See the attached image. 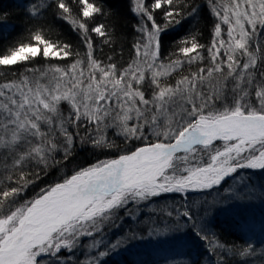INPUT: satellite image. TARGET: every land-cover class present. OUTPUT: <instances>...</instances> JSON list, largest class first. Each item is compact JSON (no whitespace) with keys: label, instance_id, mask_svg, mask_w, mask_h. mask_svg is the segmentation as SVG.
Listing matches in <instances>:
<instances>
[{"label":"snow or ice","instance_id":"snow-or-ice-1","mask_svg":"<svg viewBox=\"0 0 264 264\" xmlns=\"http://www.w3.org/2000/svg\"><path fill=\"white\" fill-rule=\"evenodd\" d=\"M207 3L213 17L207 64L195 34L182 38L184 60L162 59L164 35L195 17L196 6L134 0L137 35L126 67L94 55L92 33L107 36L104 24L90 27L105 14L99 4L42 0L29 7L37 21L34 43L0 55V264H69L83 237L92 238L88 249L104 248L90 264H107L102 258L129 246L155 247L153 240L170 231H186L208 255L225 248L207 221L209 209L189 204L187 194L211 191L241 169L264 171V0ZM49 12L78 34L84 58L12 70L38 56H79L70 44L45 37ZM197 62L195 71L170 82L174 72ZM78 149L96 158L76 163ZM224 191L235 200L264 197L251 185L244 193ZM166 194L185 201L159 209L174 225L149 227L147 236L129 230L106 243V230L119 228L125 217L135 223L140 205ZM250 250L251 244L236 249L241 256Z\"/></svg>","mask_w":264,"mask_h":264},{"label":"trees","instance_id":"trees-1","mask_svg":"<svg viewBox=\"0 0 264 264\" xmlns=\"http://www.w3.org/2000/svg\"><path fill=\"white\" fill-rule=\"evenodd\" d=\"M41 2L42 0H0V55L9 54L16 45L34 43L32 36L35 32L37 21L30 16L28 9L33 4L38 6ZM44 2H50V0H44ZM90 2L99 4L105 13L102 16H96L95 23L91 24L90 27L102 23L105 25L107 32L106 37H99L92 33L95 49L94 55L105 63L109 62L108 57L111 56V62L117 63L118 67L126 66L132 57V44L137 35L134 31V25H136L137 19L130 10L133 7L131 0H90ZM186 2L190 6H196L199 9L198 14L195 17H189L181 25L174 27L164 35L162 39V59H164L165 63L175 59L184 60L185 57L179 52L181 47L186 46L181 42L182 38L195 34L198 42L205 45V49L199 51L205 57L203 64H207L209 57L206 48L210 46L212 40L213 25V17L209 11L210 6L207 0H186ZM72 7L76 9L77 5H72ZM45 11V9H40V12ZM45 20L46 26L43 29L45 37L53 42L70 44L74 53H79V56L69 57L67 61L44 60L38 56L35 60L10 66L12 70L19 73L23 72L26 66L44 68L48 64L63 65L71 63L73 59L84 58L86 50L81 44L78 34L72 30V27L68 23L54 20L50 12ZM105 38L108 39V43L106 44L102 42ZM198 66H201V62L192 65L185 64L183 69L179 71H195ZM178 78L181 77H175V79ZM82 161H86V159L82 158ZM71 167L72 165L68 166L69 172ZM251 172L248 169L238 170L236 174L226 178L218 189L223 190V188L232 184L233 180L243 173L249 175ZM55 176L56 173L53 172L51 176L45 177L44 179L45 181H51ZM191 195L194 194L188 193V197ZM170 197L174 198L177 206L184 204L183 199L175 194L154 197L151 199L150 205L151 208L156 209L155 211L150 209L142 212L138 215L135 223L125 217L124 223L119 228H114L110 231L106 230V234L114 239L123 236L129 230L143 235L148 230V227H142V225H150L154 220V214L164 207L167 198ZM121 214L123 215V213ZM211 228L219 241L225 245V248L216 249L213 255H208L210 264H264V247L261 243L252 241L240 232L236 224L216 219L211 223ZM111 231L112 233L110 234ZM249 244H251V250L248 254L241 256L236 251L237 248L242 250L248 247ZM189 252L187 248L181 249L177 255L189 254ZM221 257H223V260L220 259ZM204 258L203 254L199 252L197 257L192 258L190 264H204ZM154 261L153 256L150 254H135L107 262V264H151ZM70 262L72 264H81L80 261L77 263L74 259Z\"/></svg>","mask_w":264,"mask_h":264},{"label":"rangeland","instance_id":"rangeland-1","mask_svg":"<svg viewBox=\"0 0 264 264\" xmlns=\"http://www.w3.org/2000/svg\"><path fill=\"white\" fill-rule=\"evenodd\" d=\"M131 2L134 7V0H131ZM226 28L227 26L222 25V29L224 30V33H226ZM175 80L177 79L170 80V82L174 84ZM63 107L66 109L67 105H63ZM251 171L252 172L249 175L243 173L238 178L234 179L233 183L223 188V190H219L218 187H214L211 191L189 192L190 194H194V195L188 197L187 194V202L191 204L193 202L200 201L201 212H203L205 208H208L210 214L207 217V221L210 223V225L216 219L226 221L227 223L236 224L237 227L240 229V232L245 234L252 241L261 243V245L264 247V197L254 198L251 200L247 198L243 200H235V199H229V193L224 191V189L235 188L237 191L244 193L247 191L249 185L264 190V171L261 170H251ZM240 177H244L246 179V183H236L235 181ZM167 195H172V194H167ZM175 195H179L183 199V203L185 202L181 194H175ZM150 203L151 200L140 205L139 206L140 212L138 215H140L144 211H148L150 209L153 210V208H151ZM165 206H168L169 210H172V208L176 207L177 204H175L174 198L170 197L167 198L164 207ZM153 219H154L153 220L154 223L152 222L150 225L143 224L142 227H146V226L148 228L159 227L163 229L165 227V222L173 225L175 224L174 217H168L161 211H158L156 214H154ZM147 231L143 233L144 236H147ZM111 233L112 231L110 232V234ZM96 238H99L98 234ZM113 239L114 238L106 234L105 236L106 243L116 240ZM91 240L92 238L90 237L81 238V247L77 249L74 252V254H72L73 255L72 259H74L77 263L78 261H80L81 264H90V258L97 251L104 250L103 246H101L100 249H88L86 245H88L91 242ZM153 244L156 246L155 247L129 246L127 250L122 248L118 252H114L102 259L106 260L107 262H111L135 254H150L153 256V259L155 260L151 264H164L165 260L170 258H175L180 262V264H190L192 258L197 257L198 253L200 252L205 257L204 264H210L208 254L205 251V247L203 243L198 239H194L188 236L186 234V231L183 230L170 231L167 235L154 239ZM186 248L189 249L190 255L189 254L177 255V253H179L181 249H186ZM61 255L67 257L70 254L67 252V250H62ZM69 264L72 263L69 261Z\"/></svg>","mask_w":264,"mask_h":264},{"label":"flooded vegetation","instance_id":"flooded-vegetation-1","mask_svg":"<svg viewBox=\"0 0 264 264\" xmlns=\"http://www.w3.org/2000/svg\"><path fill=\"white\" fill-rule=\"evenodd\" d=\"M189 72L190 71H178V72H174L172 74V76L169 78V80H173V77L175 79V77H178V76L181 77L182 75H187ZM82 158L86 159V161H82ZM95 158L96 157L92 154V152L90 150H79L78 149L77 154L74 157V161L76 163H80V164L86 165V164L91 163L92 161H94Z\"/></svg>","mask_w":264,"mask_h":264}]
</instances>
